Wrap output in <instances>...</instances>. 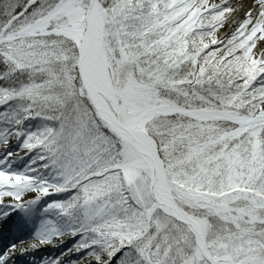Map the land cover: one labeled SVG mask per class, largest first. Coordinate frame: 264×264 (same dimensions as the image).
<instances>
[{
	"label": "snow or ice",
	"instance_id": "1",
	"mask_svg": "<svg viewBox=\"0 0 264 264\" xmlns=\"http://www.w3.org/2000/svg\"><path fill=\"white\" fill-rule=\"evenodd\" d=\"M0 264H264V0H0Z\"/></svg>",
	"mask_w": 264,
	"mask_h": 264
}]
</instances>
